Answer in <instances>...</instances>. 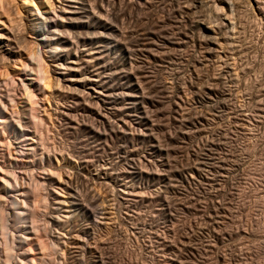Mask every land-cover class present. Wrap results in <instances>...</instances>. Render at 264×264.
<instances>
[{
  "label": "rangeland",
  "instance_id": "rangeland-1",
  "mask_svg": "<svg viewBox=\"0 0 264 264\" xmlns=\"http://www.w3.org/2000/svg\"><path fill=\"white\" fill-rule=\"evenodd\" d=\"M201 1L92 0L128 52L124 67L101 72L116 87L128 74L142 100H85L92 109L59 93L50 74L41 151L57 156L62 206L36 202L51 229L42 241L55 243L33 249L36 263L264 264V15L251 2L232 15L223 0Z\"/></svg>",
  "mask_w": 264,
  "mask_h": 264
},
{
  "label": "bare ground",
  "instance_id": "bare-ground-1",
  "mask_svg": "<svg viewBox=\"0 0 264 264\" xmlns=\"http://www.w3.org/2000/svg\"><path fill=\"white\" fill-rule=\"evenodd\" d=\"M127 1L133 3L139 0ZM223 1L231 14L236 8L235 6L238 5V2L239 4L251 2L252 5L255 4L257 6V10L261 11H259V13L262 14L263 12L264 15V7L261 6V3L263 4L261 0ZM11 2H9V0H0V264H48L49 262L47 263L44 258L45 255L44 257L42 256L43 258L40 256L41 259L39 258L38 263H36L38 259L35 261V258L30 256L34 255L33 249H40L41 251L43 249L44 254L46 252L48 253L50 250L55 251V243L50 244L48 242L50 247L46 246L47 244L45 243L47 242L42 241L43 239L41 237L44 236L42 234L44 233L46 236H50L51 229H49V224H45L46 219L44 218V221L43 216L45 215H42L43 212L41 211V213L37 210L36 202H40L41 198H44L45 195L51 197L52 202L51 204L49 202V204L55 205L56 209L62 206L61 192L63 191L60 189L61 182H59L61 177L57 181L58 170L56 169L58 168H56L57 166L55 167V164L51 163L57 161V156H48L47 153L45 154L43 152L46 150L41 149L44 143L42 142L44 140L41 139L43 138L41 137V133L42 130L46 128L45 126H47L45 125L47 110H45L43 104L46 103L44 99L46 100V92L50 88V74L55 76V83H57V88L55 89L59 93L61 92V94H66V96H69V99L76 102L80 99L86 104V102L89 103L90 100L96 103V101H118L127 98L130 101L138 103L142 100V95H140L139 90H137V85L132 83L130 78L126 77L128 75L127 73V75H125V83L122 82L118 87L110 85L109 76H103L101 72L102 69L111 71V69L117 70L116 68L119 69L124 67L127 63L126 55L128 52H122L121 55L118 53V43L114 38L115 36L113 37L112 35V33H115L117 30L107 23L100 10H96L93 7L92 0H22V11L17 7L18 5L16 6V4H13L15 3L14 0L13 3ZM197 3L198 5H202L203 1L198 0ZM251 3L247 5L251 6ZM213 4L216 3L214 2ZM206 6L208 7V5ZM251 7L253 8V6ZM211 8H213L212 4ZM216 9L214 10L217 14L218 12H216ZM217 17L215 20H217ZM214 18L212 21H214ZM21 22L24 23L23 26L25 25V33L27 34L24 36H27L28 42L34 45V49L31 45L32 49L29 48L30 46L27 47L26 39L23 36L24 33H20L22 30L19 31L22 27L18 29ZM207 25L203 22L199 23L196 29L209 33L210 27ZM207 38L206 36V39ZM213 38L212 36L209 37L208 41L211 42ZM215 40L216 38L213 39L216 44L217 40ZM207 48H209V45ZM140 51L141 50H139V52ZM213 51L211 52L210 50V53H213ZM124 71L125 69L123 72ZM116 73L115 76H117ZM118 73L122 74V72ZM110 74L112 75V73ZM122 79H124V77ZM60 81H63L64 84H60L61 86L58 87ZM19 103L21 105L18 106L20 109L15 111L13 107L17 104L19 105ZM80 103H77V107H79V105L81 106ZM93 106H91L92 109ZM10 107H12L13 110H11ZM116 110L117 109H115V111ZM108 122L110 121L108 120ZM114 125L116 127V123ZM114 125L109 126L113 128ZM43 127L45 128L43 129ZM114 129H111L110 132H114ZM44 132L45 131H43V133ZM49 142L47 143L49 144ZM45 146L46 145H44V147ZM53 146L55 147L57 145L54 143ZM49 147L50 146L47 147V151L49 150L48 152H50ZM45 163H47V166L53 165V171L41 168ZM18 166H21V171L16 170ZM26 166L35 168V171L37 169H43L44 171H38L39 174L35 175L30 171V173L27 172L26 169L28 168H26ZM55 170L57 172H54ZM76 179L75 181H77ZM71 180L73 181V179ZM63 181L66 180H62V182ZM78 182L79 180L77 183ZM72 189L74 191V188ZM91 192H86L88 201L89 199L90 201L94 200L93 196L95 193L91 195ZM96 202H98V200L95 201V204H97ZM42 204L43 206L45 205V209L47 203L44 201ZM42 204L40 206L38 205L39 208ZM60 210L56 212L59 213ZM87 210L83 209L82 211L83 213H87ZM67 211L65 213H67ZM53 219L55 225L60 224L59 218L53 217ZM61 222L67 223L66 219ZM53 228L54 227H52V229ZM62 228L63 227H61V229ZM40 232L41 235L39 236ZM34 237L38 240L37 242L35 241L36 243L33 242ZM43 238L45 239V237ZM57 239L58 241L60 240L59 237ZM62 239L64 240V237ZM56 240H54V242ZM48 247L51 248H49L50 250L48 249L49 251L46 249ZM44 250H46V252H44ZM51 252L50 255L48 254L49 256L52 255ZM37 253L39 254V252ZM55 255L53 257L54 259ZM48 257L47 260H49Z\"/></svg>",
  "mask_w": 264,
  "mask_h": 264
}]
</instances>
